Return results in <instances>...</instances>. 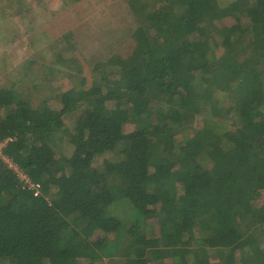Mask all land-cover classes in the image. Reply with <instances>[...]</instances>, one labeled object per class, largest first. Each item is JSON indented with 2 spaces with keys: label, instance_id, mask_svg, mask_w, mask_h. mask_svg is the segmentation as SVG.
<instances>
[{
  "label": "trees",
  "instance_id": "16d2710c",
  "mask_svg": "<svg viewBox=\"0 0 264 264\" xmlns=\"http://www.w3.org/2000/svg\"><path fill=\"white\" fill-rule=\"evenodd\" d=\"M126 2L112 64L0 87V264H264V0Z\"/></svg>",
  "mask_w": 264,
  "mask_h": 264
},
{
  "label": "rangeland",
  "instance_id": "374dc122",
  "mask_svg": "<svg viewBox=\"0 0 264 264\" xmlns=\"http://www.w3.org/2000/svg\"><path fill=\"white\" fill-rule=\"evenodd\" d=\"M133 18L126 0H0V87L34 97L67 91L71 74L91 73L95 61L110 65L113 55H122L131 43ZM44 75L43 82L36 79ZM111 211H126L132 220L137 214L123 198ZM156 224L150 223V235L157 233Z\"/></svg>",
  "mask_w": 264,
  "mask_h": 264
},
{
  "label": "built area",
  "instance_id": "2783aa9c",
  "mask_svg": "<svg viewBox=\"0 0 264 264\" xmlns=\"http://www.w3.org/2000/svg\"><path fill=\"white\" fill-rule=\"evenodd\" d=\"M0 153H1V150H0ZM2 156V155H1ZM5 160H7V157H5ZM7 162H9L10 163V161L8 160ZM14 164V163H13ZM15 165V164H14ZM12 166V165H11ZM15 166H17V165H15ZM12 168L14 169H16V170H18V168L17 167H14V166H12ZM19 174H22V172L20 173L19 172ZM28 177V176H27ZM26 176L25 177H21V179H22V181L24 182V184L25 183H29V186L31 187V188H33V189H36L37 190V192L39 191V184H34V183H31L30 182V180L27 178Z\"/></svg>",
  "mask_w": 264,
  "mask_h": 264
},
{
  "label": "clouds",
  "instance_id": "9594fccd",
  "mask_svg": "<svg viewBox=\"0 0 264 264\" xmlns=\"http://www.w3.org/2000/svg\"><path fill=\"white\" fill-rule=\"evenodd\" d=\"M16 165V164H15Z\"/></svg>",
  "mask_w": 264,
  "mask_h": 264
}]
</instances>
